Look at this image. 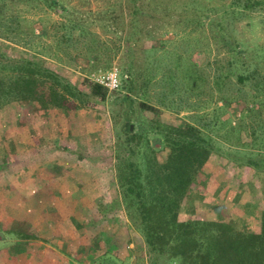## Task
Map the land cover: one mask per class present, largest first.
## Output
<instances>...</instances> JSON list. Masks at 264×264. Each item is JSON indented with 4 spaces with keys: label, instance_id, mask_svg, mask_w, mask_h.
Returning <instances> with one entry per match:
<instances>
[{
    "label": "rangeland",
    "instance_id": "obj_1",
    "mask_svg": "<svg viewBox=\"0 0 264 264\" xmlns=\"http://www.w3.org/2000/svg\"><path fill=\"white\" fill-rule=\"evenodd\" d=\"M54 1L62 2L65 10L45 0H0V55L38 57L84 94L86 81L102 80L113 69L119 84L128 71L138 77L147 56L143 49L162 42L154 63L163 55L171 62L173 53L182 52L185 61L202 71L205 82L194 93H185V104L196 107L188 109L160 104L159 83L166 67L156 71L145 104L138 94L119 87L107 90L103 99L70 97L65 108L29 101L0 106V264L153 261L144 237L131 226L117 179L118 164L130 152L121 130L126 110L133 119L175 124L196 117L214 121L215 114L225 121L216 124V152L199 170L179 218H221L257 231L264 193L244 161L249 150L264 149L261 143L245 148L237 141L251 144L264 134V3L243 9L230 6L232 0ZM136 4L143 7L137 17L129 12ZM70 19L82 21L85 30L63 27ZM234 43L239 47L232 51ZM228 69L234 86L221 90L214 79ZM173 72L177 75L175 68ZM238 73L249 79L237 82ZM222 94L231 99L228 106H222ZM234 124L239 129L230 131ZM130 125V130L137 129ZM152 136L149 132L150 145L164 157L167 149ZM106 252L113 261H106ZM159 264H166L165 258Z\"/></svg>",
    "mask_w": 264,
    "mask_h": 264
},
{
    "label": "trees",
    "instance_id": "obj_2",
    "mask_svg": "<svg viewBox=\"0 0 264 264\" xmlns=\"http://www.w3.org/2000/svg\"><path fill=\"white\" fill-rule=\"evenodd\" d=\"M45 1H50L48 5L51 7L60 5L65 10L60 1L59 3L54 0ZM134 2L135 0L133 4ZM263 3L264 0H232L230 6L250 9ZM154 5L156 8L157 5ZM142 9V6L136 4L129 12L136 14L137 17V14L142 13ZM203 21L202 19L199 22ZM65 26L71 31L85 30L84 23L80 20L70 19L68 24H63V27ZM128 42L130 47L131 41ZM159 47H164L162 42L157 46L144 48L143 51L147 56L138 77L136 73L132 75L131 71H128V78L121 76L118 88H123L127 93L138 94V98L144 99L142 102L145 104V99L150 96L149 87L154 84L156 71L166 67L168 71L164 73V78L160 79L159 83L160 104L167 109L175 110H178L175 106L181 109L196 108L185 104L184 95L188 92L194 93V89L205 82L202 71L193 61L189 59L185 61L186 57L182 52L173 53L171 62L163 55L162 58H158L157 63H154L153 55ZM238 47L239 44L234 43L230 49L234 51ZM126 53L131 54V50L127 49ZM229 62L234 63L232 60ZM171 66L175 68L177 75L173 74L174 68ZM229 73L231 69L226 73L220 72L215 77L214 82L219 89H230L234 86L229 80ZM247 79H249L247 74L238 73L236 76L237 82L241 84ZM86 85L88 92L83 94L65 77L41 64L38 57L30 58L26 53L19 57L0 55V106L13 101L17 103L29 101L36 102L42 107L65 108L70 97H76L81 101H83L82 97L88 95L103 99L108 90L97 81L89 80L88 83L86 81ZM124 98L129 108L131 98L128 94ZM220 100L222 106H228L229 100L231 101L225 94L220 96ZM147 106L151 109V105ZM214 116L216 118L214 121H204L202 117H196L197 119L194 118L191 122L175 124L143 119L141 116L133 119L127 110L125 112L121 130L125 134L124 142L129 146L130 152L118 164L117 179L122 188L131 226L142 234L148 253L151 254L149 259L153 261L150 264H159L161 257L165 258L166 264H264V210L259 213L260 223L257 231L239 229L221 218L216 220L179 218L182 205L197 185L196 177L199 170L211 153L216 152L214 149L216 142L212 133L218 129L216 124H224L225 121H219L217 114ZM131 123H134L137 129L130 130ZM237 128L239 129L234 124L228 129L235 131ZM149 132L156 142L167 149L164 157L161 158L157 154L158 150L150 145L147 139ZM237 143L245 148L261 143L264 149V134L260 138L256 137L251 144L241 142L240 139ZM132 145L137 148V152ZM260 149L255 153L249 150L244 162L253 168L264 193V159L262 158L264 151ZM136 153L138 158L135 160L133 158ZM254 155L261 157L257 159ZM7 232H16L18 236L27 237L25 233L12 229ZM101 257H105L106 261H113L110 252H106L104 257L103 255Z\"/></svg>",
    "mask_w": 264,
    "mask_h": 264
},
{
    "label": "built area",
    "instance_id": "obj_3",
    "mask_svg": "<svg viewBox=\"0 0 264 264\" xmlns=\"http://www.w3.org/2000/svg\"><path fill=\"white\" fill-rule=\"evenodd\" d=\"M98 80V79H97ZM108 88V90H115L119 86V80L116 70H111L107 73L102 80L97 81Z\"/></svg>",
    "mask_w": 264,
    "mask_h": 264
},
{
    "label": "crops",
    "instance_id": "obj_4",
    "mask_svg": "<svg viewBox=\"0 0 264 264\" xmlns=\"http://www.w3.org/2000/svg\"><path fill=\"white\" fill-rule=\"evenodd\" d=\"M49 207H51V206H49ZM49 207H48V208H49ZM47 233H49V231H47ZM56 235H57V234H56ZM47 236H48V235H47ZM57 236H58V235H57ZM46 238H47V237H46ZM54 238H55V236H54ZM55 239H56V238H55Z\"/></svg>",
    "mask_w": 264,
    "mask_h": 264
},
{
    "label": "water",
    "instance_id": "obj_5",
    "mask_svg": "<svg viewBox=\"0 0 264 264\" xmlns=\"http://www.w3.org/2000/svg\"><path fill=\"white\" fill-rule=\"evenodd\" d=\"M130 128H132V125H130Z\"/></svg>",
    "mask_w": 264,
    "mask_h": 264
}]
</instances>
